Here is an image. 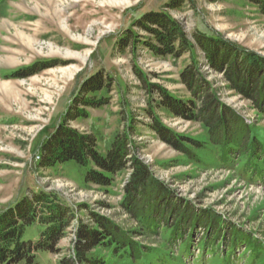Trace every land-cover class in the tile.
<instances>
[{
  "label": "rangeland",
  "instance_id": "obj_1",
  "mask_svg": "<svg viewBox=\"0 0 264 264\" xmlns=\"http://www.w3.org/2000/svg\"><path fill=\"white\" fill-rule=\"evenodd\" d=\"M171 1L0 0V211L31 191L45 190L59 192L75 214L60 242L62 253L41 254L42 264H58L70 252L81 223L90 224L93 212L131 231L133 240L146 242L135 234L139 223L124 207L128 173L118 176L113 186L103 187L85 182L87 170L72 163L39 166L43 146L65 119L80 133L95 134L103 154L116 134L127 136L156 177L174 191L175 199L192 202L195 213L209 210L222 218L218 229L222 228L223 242L215 229L206 244L209 234L203 224H192L190 238H186L189 229L179 230L176 237L175 230L159 229L153 238L169 239L174 254L185 256V262L177 257L169 261L162 252L165 245L151 244L154 240H148L154 248L149 261L264 264V143L257 150L243 133H235L232 144L213 149L208 160L200 162L156 133L152 127L160 122L182 137L209 138L201 122L176 117L167 109L160 91L185 101L191 98L182 77L192 65L191 53L180 58L158 56L147 46L152 42L149 34L134 26L145 14L164 8L191 40L201 31L264 56V14L249 0H181L180 5L163 7ZM127 30L139 35V43L118 46ZM201 53L195 54L200 55L202 72L221 101L247 119L251 129L264 132V115L229 89L223 74L206 66ZM99 71L113 78L110 91L97 94L106 103L82 107L76 96L84 81ZM70 109L72 115L85 109L87 116L71 120ZM193 215L198 214H189ZM152 227L156 228L154 223L143 229ZM31 235L36 236L35 229L28 231Z\"/></svg>",
  "mask_w": 264,
  "mask_h": 264
},
{
  "label": "trees",
  "instance_id": "obj_2",
  "mask_svg": "<svg viewBox=\"0 0 264 264\" xmlns=\"http://www.w3.org/2000/svg\"><path fill=\"white\" fill-rule=\"evenodd\" d=\"M249 2L257 5L264 14V0ZM180 4L181 0H172L163 7L171 8ZM134 26L149 34L152 42L147 43V46L158 56L180 58L185 53H191L192 65L182 72L183 83L189 89L191 98L185 101L177 99L166 90L160 91L167 109L176 117L201 122L208 129L209 138L201 141L182 137L160 122L152 127L156 133L175 148L182 150L189 159L197 158L200 162L208 160L213 149L224 150L225 146L232 144L235 133H243L246 142L256 144V149L264 143L263 131L251 129L247 119L221 101L202 72L200 55L195 53L200 50L205 65L222 73L228 88L252 102L260 115H264L263 55L201 31H197L191 40L181 23L169 16L164 8L145 14ZM138 38L139 35L133 30H127L118 46L125 47L131 42L135 45L139 43ZM112 81L113 78L105 76L103 71L97 72L84 81L76 96L77 101L82 103V107L103 106L107 99L98 98L97 94L105 90L109 92ZM87 94L91 96L88 97ZM71 113L72 109L67 113L71 120L87 116L85 109H77L74 115ZM69 120L65 119L50 134L43 146L39 166L54 168L72 163L77 168L87 170L84 174L85 182L103 187L113 186L118 176L128 173L130 177L124 190V207L131 218L139 223V231L135 234L144 236L142 238L147 243L133 240L131 231L109 217L93 212L91 223H81L73 247L58 260V264H135L137 261L157 264L148 260L154 250L148 240L155 241L151 244L160 242L157 244L159 247L164 244L161 251L169 256V261L177 257L185 262V256L174 254L169 239L164 237L157 241L153 238V233L163 228H166L165 232L175 230L172 233L174 237L179 234V230L189 229L186 238H190L193 235V226L203 224L209 234L207 239L203 238L206 239V244H209L208 237L215 233V229L219 241H224L225 237L220 233L222 228L218 229L222 218L209 210L203 214L195 213L192 202L183 198L175 199L174 191L156 177L151 166L141 159L135 151L134 142L127 136L116 134L103 154L99 151L97 136L80 133L67 124ZM209 144L215 148L209 149ZM190 213L198 215H193L192 218ZM74 220V211L61 200L60 193L56 191H31L14 205L2 208L0 264H42L41 254L62 253L60 242ZM143 220L150 222V225ZM153 223L156 228L152 227L148 231L143 229L145 226H153ZM32 229H35L36 236H27ZM188 242L185 245L187 247ZM106 252H111V256L108 257ZM188 252L187 249L184 253Z\"/></svg>",
  "mask_w": 264,
  "mask_h": 264
}]
</instances>
